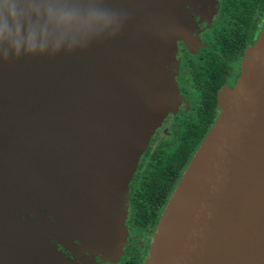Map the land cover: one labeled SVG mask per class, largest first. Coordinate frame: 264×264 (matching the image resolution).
<instances>
[{"label": "water", "instance_id": "obj_1", "mask_svg": "<svg viewBox=\"0 0 264 264\" xmlns=\"http://www.w3.org/2000/svg\"><path fill=\"white\" fill-rule=\"evenodd\" d=\"M202 1L0 0L35 32L0 23V264L120 250L127 186L175 110V42ZM217 109L148 264H264V28Z\"/></svg>", "mask_w": 264, "mask_h": 264}, {"label": "flooded vegetation", "instance_id": "obj_2", "mask_svg": "<svg viewBox=\"0 0 264 264\" xmlns=\"http://www.w3.org/2000/svg\"><path fill=\"white\" fill-rule=\"evenodd\" d=\"M202 2L206 4L207 9L211 7L212 10L207 15H200L199 12L194 13L192 7L187 6L186 9L194 21L193 31L187 40L179 39L175 42L174 60L172 68H170L177 88L174 97L175 105L173 104L175 110L167 113L161 123L153 130L148 145L139 158L136 171L128 183L125 201L127 213L123 224L126 230L134 235L127 234L126 244L111 258L106 251H95L93 254L85 253L83 258H80L58 244V250L76 264H141L136 255L137 249L136 243H133V237L137 236V240H139L141 235L155 229L167 205L166 203L155 205V200H161L163 192L161 193L160 190L156 192L157 190L147 183L151 181L150 178H155L153 173L160 169L163 159L168 158L172 152L177 151L180 147L187 124L191 120L197 121L198 119L201 98H199L197 80L202 73H212L204 69V67L206 68V61L208 59L213 61L211 57L214 54H220L224 47H230L232 40L238 42L237 40L242 38V34H244L247 45L243 56L236 62H229L233 67V71H231L233 76L228 77L219 92L225 88H232L240 74L241 63L246 50L255 44L264 28V0H209V2L204 0ZM201 4V2L199 5L197 4L200 11L204 9ZM205 27L210 29L211 40L202 43L200 39H202ZM235 75H237L236 78ZM187 88L193 89L198 96L197 106L194 109L191 107V110H189L190 105L185 94ZM179 91L181 94L178 93ZM217 95L214 118L219 113ZM183 111L185 112L182 113ZM188 111H190L189 114ZM167 181H170L169 174ZM138 207L143 209V213L138 212ZM141 214L146 215L139 218ZM74 245L78 246V243L75 242Z\"/></svg>", "mask_w": 264, "mask_h": 264}, {"label": "trees", "instance_id": "obj_3", "mask_svg": "<svg viewBox=\"0 0 264 264\" xmlns=\"http://www.w3.org/2000/svg\"><path fill=\"white\" fill-rule=\"evenodd\" d=\"M243 35L244 34H242V38L237 40L238 42L230 40L231 46L224 47L220 54H214L211 57L213 61L210 59L206 61V68L204 67V69L212 73H202L197 80L199 98H201L200 109L197 115L198 119L197 121L191 120V122L187 124L180 147L177 151L172 152L168 158L165 160L163 159L160 169L153 173L155 178L149 177L151 181L147 184L157 190L156 192L159 190L161 193L163 192L161 200H155V205L168 203L181 171L184 168L186 169V165H188L207 132L215 122L216 95L222 89L228 77L230 75L231 77L233 76V72H231L233 71V67H231L229 62H236L243 56V52L247 45ZM234 77L236 78L237 75ZM168 174L170 177L169 182L167 181ZM137 210L139 213H143V209L138 207ZM144 215L141 214L139 218Z\"/></svg>", "mask_w": 264, "mask_h": 264}, {"label": "rangeland", "instance_id": "obj_4", "mask_svg": "<svg viewBox=\"0 0 264 264\" xmlns=\"http://www.w3.org/2000/svg\"><path fill=\"white\" fill-rule=\"evenodd\" d=\"M207 2H209V0H206ZM210 9V11L212 10V8L210 7L209 8ZM198 12V9L196 10V12H194V13H197ZM209 32H210V29L209 28H207V27H205V30H204V33H203V35H202V39H200L201 41H202V43H203V41H210L211 40V33L209 34ZM257 41V40H256ZM185 87H187V86H185ZM179 94H181V92L179 91L178 92ZM185 94H186V98H187V100H188V104L190 105L189 106V110H191V107H192V109H194L197 105V101H198V96H197V93L195 92V91H193V89H189V88H187V91L185 92ZM169 95H170V97H174L175 95H174V92H169ZM174 95V96H173ZM185 96V95H184ZM174 105H175V102H174ZM173 105V106H174ZM185 111H183L182 113H184ZM189 112L190 111H188L187 113L189 114ZM151 137V136H150ZM150 139V138H149ZM148 145V144H147ZM147 147V146H146ZM146 149V148H145ZM142 155V154H141ZM193 157V156H192ZM192 159V158H191ZM139 161V160H138ZM137 164H139V162L137 163ZM189 164V163H188ZM137 166L138 165H136V168H137ZM188 166V165H187ZM136 168H135V170H134V172L136 171ZM133 172V173H134ZM184 173V172H183ZM182 177V176H181ZM180 177V178H181ZM179 178V179H180ZM131 180V179H130ZM179 181V180H178ZM178 181H177V183H178ZM130 182V181H129ZM177 183H176V185H177ZM176 185L174 186V188H173V191H174V189H175V187H176ZM127 192H128V186H127ZM127 192L125 193V198H126V195H127ZM119 197H121L120 196V191H118V194H117V198H119ZM164 210H165V208H164ZM164 210H163V212H164ZM126 213H127V211H126V209H125V213H124V219L126 218ZM124 221V220H123ZM157 227H158V225H156V228L155 229H153V230H151V231H149V232H147V233H145V234H143V235H141V237H140V239L139 240H137V236H134L133 237V243H136V249H137V253H136V255H137V258H139L140 259V263L141 264H148V261H149V257H150V251H151V247H152V244H153V241H154V238H155V235H156V232H157ZM124 228H125V234H124V238H123V244L121 245V247L122 246H124L125 244H126V239H127V234H129V235H134L132 232H129V231H127L126 230V227L124 226Z\"/></svg>", "mask_w": 264, "mask_h": 264}, {"label": "clouds", "instance_id": "obj_5", "mask_svg": "<svg viewBox=\"0 0 264 264\" xmlns=\"http://www.w3.org/2000/svg\"><path fill=\"white\" fill-rule=\"evenodd\" d=\"M0 23H3L6 27H10L17 34L20 33L23 27L29 28V38L35 36V32L31 29V26L26 24L24 14L15 8H11L7 13L0 10Z\"/></svg>", "mask_w": 264, "mask_h": 264}]
</instances>
